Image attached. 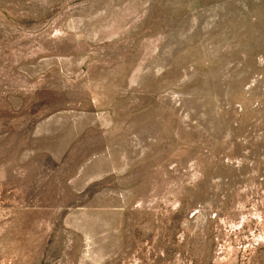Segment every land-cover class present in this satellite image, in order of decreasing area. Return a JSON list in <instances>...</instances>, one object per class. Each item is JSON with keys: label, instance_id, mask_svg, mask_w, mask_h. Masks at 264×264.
<instances>
[{"label": "rangeland", "instance_id": "1", "mask_svg": "<svg viewBox=\"0 0 264 264\" xmlns=\"http://www.w3.org/2000/svg\"><path fill=\"white\" fill-rule=\"evenodd\" d=\"M0 264H264V0H0Z\"/></svg>", "mask_w": 264, "mask_h": 264}]
</instances>
